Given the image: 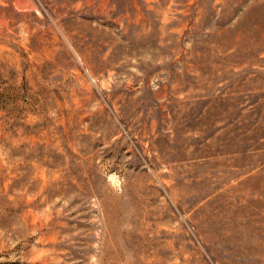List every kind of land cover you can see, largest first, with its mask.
<instances>
[{"label": "rangeland", "instance_id": "obj_1", "mask_svg": "<svg viewBox=\"0 0 264 264\" xmlns=\"http://www.w3.org/2000/svg\"><path fill=\"white\" fill-rule=\"evenodd\" d=\"M0 264H264V0H0Z\"/></svg>", "mask_w": 264, "mask_h": 264}]
</instances>
